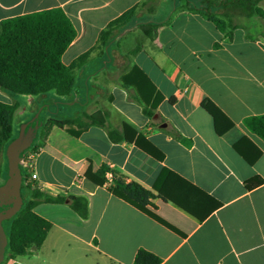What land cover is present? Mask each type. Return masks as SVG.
I'll return each mask as SVG.
<instances>
[{
  "label": "crops",
  "instance_id": "crops-1",
  "mask_svg": "<svg viewBox=\"0 0 264 264\" xmlns=\"http://www.w3.org/2000/svg\"><path fill=\"white\" fill-rule=\"evenodd\" d=\"M186 3L199 0H0V22L61 9L75 29L61 62L87 54L69 95L0 91V101L17 102L15 115L23 116L47 110L49 101L58 118L107 112L106 126L79 136L51 126L33 161L34 182L84 196L87 217L66 203L36 204L33 212L51 224L42 245L3 264H133L139 249L159 264H264V141L244 124L264 114V19L240 18L227 40ZM132 7L134 15L102 43L101 31ZM129 92L150 102L160 95L154 115L143 114ZM204 98L232 122L224 134L215 133ZM64 100L75 103L72 110ZM107 125L128 127L113 141ZM2 162L1 155L0 175ZM102 164L149 190L146 208L177 232L113 195L110 173L101 186L84 177ZM254 177L261 182L247 185Z\"/></svg>",
  "mask_w": 264,
  "mask_h": 264
},
{
  "label": "trees",
  "instance_id": "trees-1",
  "mask_svg": "<svg viewBox=\"0 0 264 264\" xmlns=\"http://www.w3.org/2000/svg\"><path fill=\"white\" fill-rule=\"evenodd\" d=\"M264 0H199L198 5L186 3L185 6L192 11L205 16L214 26L223 33L225 39H232V31L239 26L238 20L242 17L256 16L264 19V9L260 6ZM136 7H132L122 15L108 23L101 31L100 40L105 43L109 35H115L134 15ZM75 37V29L61 9H49L35 13L9 18L0 22V91L9 95H23L38 97L53 93L56 96H67L75 82L74 69L87 60V54L79 55L69 65L61 62V55ZM248 39H252L247 36ZM217 44H215V47ZM147 81V76L138 67H133ZM128 84V82H127ZM130 84V83H129ZM127 88L126 85H124ZM129 98L136 100L142 106V112L152 117L156 104L161 99L158 95L150 102L142 95L137 99L129 92ZM201 107L211 116L213 128L217 135L224 134L233 124L228 117L208 98L201 101ZM18 103L0 101V154L2 155V169L5 177V148L8 142L17 135H13L15 112ZM42 107L36 109L27 124L38 120L40 125L31 147L27 150L35 154L39 150L40 138L47 130L57 125L66 129L71 135L79 136L91 125L106 126L107 112L93 114L82 113L77 117L58 118L49 117L45 121L41 118ZM21 124V123H20ZM245 126L257 134L264 141V114L247 117ZM128 126L114 128L107 125V133L111 140L118 141L123 138V132ZM133 130V129H132ZM133 133L137 136L136 131ZM252 163L253 159H246ZM22 182L20 187L22 204L20 209L8 220L2 222L3 226L10 221V230L5 233L7 245L5 247L3 264L9 258L21 256L30 248H39L50 227L49 221L33 212V207L38 203H66L80 218L88 214L87 199L81 195L51 193L38 186L34 180H28L25 170L20 167ZM106 173H110L112 185L110 190L113 195L134 205L140 211L148 214L154 220L169 229L177 230L160 219L146 206L150 203L153 194L135 182L126 183L122 175L115 169L102 164L96 171L88 168L84 177L96 185L105 183ZM1 181V180H0ZM261 180L254 177L246 182L247 185L259 184ZM26 192V193H25ZM24 195L28 198H24ZM160 258L146 250L139 249L133 259V264H159Z\"/></svg>",
  "mask_w": 264,
  "mask_h": 264
},
{
  "label": "water",
  "instance_id": "water-1",
  "mask_svg": "<svg viewBox=\"0 0 264 264\" xmlns=\"http://www.w3.org/2000/svg\"><path fill=\"white\" fill-rule=\"evenodd\" d=\"M39 125L38 120L30 124H21L17 135L8 142L5 148V178L0 182V264L4 259L7 245V236L2 222L10 219L21 207L20 163L24 151L32 146Z\"/></svg>",
  "mask_w": 264,
  "mask_h": 264
},
{
  "label": "rangeland",
  "instance_id": "rangeland-1",
  "mask_svg": "<svg viewBox=\"0 0 264 264\" xmlns=\"http://www.w3.org/2000/svg\"><path fill=\"white\" fill-rule=\"evenodd\" d=\"M80 78H82V77L79 76L78 77V81H80ZM60 105L62 107H64L66 110H72L73 107H74V105H75V103L64 100V101H62L60 103ZM57 107H58V104L57 103H54L52 101H49V107H48V109L45 110V111H41V118H42V120L45 121L47 118L52 117L56 113V111L58 110ZM31 118H32V115H30V114L28 116H23V115H17L16 114L15 117H14V125H13V133L12 134L14 135L16 133V130H17V133H18V130H19L20 125L23 124V123H21V124L18 123L19 122L18 121L19 119L25 121V120H30ZM0 160H1V154H0ZM4 178L5 177L3 176V169H2L1 170V175H0V180L3 181ZM24 198H28V196L24 195ZM10 225H11V222L10 221H8V222H6L4 224V227H5V229H6L7 232H9V230H10Z\"/></svg>",
  "mask_w": 264,
  "mask_h": 264
},
{
  "label": "built area",
  "instance_id": "built-area-1",
  "mask_svg": "<svg viewBox=\"0 0 264 264\" xmlns=\"http://www.w3.org/2000/svg\"><path fill=\"white\" fill-rule=\"evenodd\" d=\"M35 153L27 150L24 151L20 166L25 170L28 175V180H35L36 174L33 172V161H34Z\"/></svg>",
  "mask_w": 264,
  "mask_h": 264
}]
</instances>
